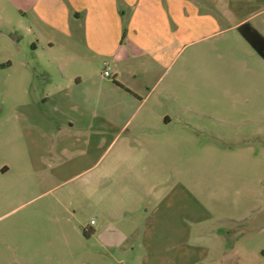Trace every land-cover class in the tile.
Returning <instances> with one entry per match:
<instances>
[{
  "label": "rangeland",
  "instance_id": "1",
  "mask_svg": "<svg viewBox=\"0 0 264 264\" xmlns=\"http://www.w3.org/2000/svg\"><path fill=\"white\" fill-rule=\"evenodd\" d=\"M17 3L0 0V168L10 169L0 173V264H146L139 244L143 228L126 244L136 256L101 248L89 236L91 222H102L91 197L94 189L134 187L126 166L103 174L117 157L118 145L110 147L111 141L130 117L117 123L116 133H104L108 119L90 111L97 106L136 112L121 133L126 137L138 132L148 105L107 83L112 82L104 76L105 70L112 73L107 58L38 43L29 30L32 17L25 18ZM222 49L187 47L161 85L180 73L183 97L161 101V108H181V129L190 128L182 133L176 155L172 146L157 150L168 167L175 165L182 190L177 264H217L215 259L264 264V61L255 55L248 67L237 68L233 55ZM53 58L62 69L48 68ZM209 60L219 65L217 76L224 81L195 84L197 72H208ZM132 69L140 87V58ZM78 75L79 86L70 81ZM134 79L129 73V81ZM77 127L90 128L82 134ZM136 135L174 139L173 132L162 138ZM51 145L58 153L65 148L64 155L46 158ZM221 251L230 254L219 256ZM206 252L214 260H202Z\"/></svg>",
  "mask_w": 264,
  "mask_h": 264
},
{
  "label": "crops",
  "instance_id": "2",
  "mask_svg": "<svg viewBox=\"0 0 264 264\" xmlns=\"http://www.w3.org/2000/svg\"><path fill=\"white\" fill-rule=\"evenodd\" d=\"M17 6L25 18L32 17L29 30L33 31L37 42L49 50L60 46L77 53L88 50L110 60L112 67L106 66L112 72V82L107 83L123 91L131 101L148 105L136 131L161 135L160 138L173 132L172 143L154 136L140 139L138 132L123 137L121 133L136 112L97 106L89 110L94 116L108 119L102 127L104 133H116L117 123L130 117L111 141L110 147L118 145L117 157L103 174L126 166L125 173L134 179L131 189H94L91 197L102 222L99 225L91 222L89 236L100 241L101 248L122 250L120 255L132 256L135 249H128L126 244L136 230L143 228L139 244L144 262L177 264L181 256L177 247L183 241L182 190L176 182L175 165L168 167L157 150L172 146L176 155L182 144V133L190 132V128L181 129V108H161V101L183 97L179 92L180 73H175L163 87L162 81L190 46L206 45L212 50L219 46L233 55L235 62L232 63L237 68L248 67L255 55L263 60L243 38L239 28L249 24L264 36V0H18ZM135 58L141 59L140 87L136 71L132 69ZM48 65L49 69L63 68L55 58ZM206 68L208 72L204 76L197 72L195 84L220 85L224 81L217 76L218 64L210 61ZM129 73L134 80L129 81ZM46 74L51 77L50 72ZM70 81L79 86L82 77L78 75ZM70 128L75 130L73 123ZM88 128L76 129L84 134ZM54 151L51 145L44 156L52 159L64 155L66 149L61 153ZM171 161L175 162L174 156ZM114 162L119 164L117 168ZM9 171L6 166L0 168L3 176ZM188 230L189 227L187 233ZM206 254L208 256H201L202 260L212 258L211 252ZM219 254L229 256L230 253L221 251ZM215 260L220 264L219 259Z\"/></svg>",
  "mask_w": 264,
  "mask_h": 264
},
{
  "label": "trees",
  "instance_id": "3",
  "mask_svg": "<svg viewBox=\"0 0 264 264\" xmlns=\"http://www.w3.org/2000/svg\"><path fill=\"white\" fill-rule=\"evenodd\" d=\"M239 32L254 51L264 60V36L249 24L241 26Z\"/></svg>",
  "mask_w": 264,
  "mask_h": 264
},
{
  "label": "built area",
  "instance_id": "4",
  "mask_svg": "<svg viewBox=\"0 0 264 264\" xmlns=\"http://www.w3.org/2000/svg\"><path fill=\"white\" fill-rule=\"evenodd\" d=\"M104 76L107 77V78H110L111 77L110 72L108 70H105L104 71Z\"/></svg>",
  "mask_w": 264,
  "mask_h": 264
}]
</instances>
